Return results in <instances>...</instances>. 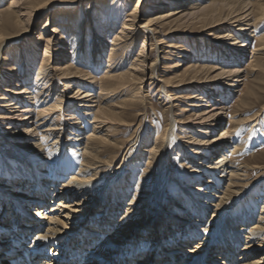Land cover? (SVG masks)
Listing matches in <instances>:
<instances>
[{
	"label": "bare ground",
	"instance_id": "1",
	"mask_svg": "<svg viewBox=\"0 0 264 264\" xmlns=\"http://www.w3.org/2000/svg\"><path fill=\"white\" fill-rule=\"evenodd\" d=\"M85 1L9 0L0 9V65L4 51L14 53V62H5L7 73L0 72V133L10 147L0 150V264H264V199L258 208L262 186L227 212L251 186L250 172L264 176V164L237 166L232 161L242 147L232 134L250 123L264 131V106L244 119L231 112V128L212 138L248 75L264 74V43L253 50L248 66L242 65L251 41L264 39V0H155L149 7L154 14L143 25L138 22L144 17V0H139L113 36L101 81L91 72L104 66L106 38L113 32L104 11L108 0H92L89 9L84 4L76 9L77 2ZM167 8L173 9L163 13ZM58 11L61 22L55 20ZM45 19L40 33L48 34L45 50L39 52L41 36L28 42L35 54L44 56L33 80L24 47L18 45ZM61 28L63 44L56 51L51 46ZM185 31L191 37L201 35L204 43L191 40L184 49ZM138 47L130 69L120 73L114 61L124 49ZM163 54L176 59L175 65H165L175 73L158 79ZM75 63L90 72L73 68ZM97 85L100 91L95 93ZM155 85L161 103L174 116L180 108L185 117L177 121L173 116L167 129H183L189 137V148L175 149L177 161L187 155L191 165L198 163L178 180L182 192L169 195L170 202L159 200L153 207L161 210L156 218H144L152 204L140 196L133 201L131 184L117 210L106 194L98 198L101 178L96 171L104 166L100 156L111 145L112 133L134 125L123 117L135 109V102L144 103L148 87ZM126 86L131 95L116 101ZM167 147L153 150L159 184L171 175ZM139 149L141 155L148 152ZM53 152L55 158L50 157ZM141 155L131 165L137 160L142 166ZM112 194L115 198V189Z\"/></svg>",
	"mask_w": 264,
	"mask_h": 264
},
{
	"label": "rangeland",
	"instance_id": "2",
	"mask_svg": "<svg viewBox=\"0 0 264 264\" xmlns=\"http://www.w3.org/2000/svg\"><path fill=\"white\" fill-rule=\"evenodd\" d=\"M91 1L92 0H86L84 3L83 2H77L76 9H79L81 4H84L85 8L89 9L90 5H91L90 4ZM153 1H155V0H144V9L142 10V12H143L142 14L144 15V17H140V20L138 22L140 25H143L150 18V15L154 14V12L152 10H149V7L151 6V3ZM138 3H139V0H108L107 1L108 5L106 4L107 6L104 8V11L106 13V19L108 20V22L110 24H112L113 32L111 34H109L106 38V42H105V45H106L105 50L106 51H104V63H105L104 66L100 69L99 72H96L95 70L93 72H91L96 77V79H98V81H101L105 76V70H106V65H107L106 62L109 60V53H111L109 50V49H111L110 45L112 42H114L113 36L119 32V30L122 28L124 22L126 21L127 16L133 12V10L138 5ZM8 4H9V0L2 1V4L0 5V9L6 8V6ZM171 9H173V8H167L166 10H164L162 12L165 13L166 11H169ZM162 12H160V13H162ZM56 13H57V14H55L56 22H61L63 20V17H61L62 13L60 11H58ZM91 14H92V12L88 13L89 16ZM79 15H81L79 17H83V11H80ZM46 23H47V19L42 21L40 23L39 28L34 29L35 31H32L30 33V36L28 38L24 39L23 42H21L18 45V46L24 47L23 54H24V58H25V63L28 67H31L33 70V72H32L33 73V80H35L37 78V74L35 72L36 71L38 72V70H39L38 68L41 66L44 56L41 57V54H38V55L35 54L34 50L29 47L28 42H29V39L30 40L33 39V36H37V38H38V36H41V34H42L41 31L44 30ZM190 31H196V30L190 29ZM63 32H64V30L62 28H61V30L59 29V34H58V37L56 38V42L54 41L55 43L53 44V46H51L53 48L56 47L57 48L56 51H58V48L59 49L62 48V44H63L62 38L64 37ZM183 33H187V31H185ZM197 33H199V31ZM187 34L183 35V37H186L185 38L186 43L183 44L184 49H187L189 47L191 40H197L196 43H201V44L204 43V41L202 40L203 37L201 35L191 37V36H189V32ZM261 34L264 35V30L261 32ZM46 36H48V34L44 33V35L41 36V38H40V43H39L40 51L39 52H41V51L43 52L45 50L46 43H45L44 39L46 38ZM258 38L259 37H256L251 41L248 55L246 56V58L244 60H242L243 66H246V67L248 66V64L251 62V58L253 56L251 54L253 52V50L256 49V47L258 45L264 43V39L259 40ZM25 44H27L28 47H26ZM88 44H89V42H88ZM69 46H71V45H69ZM141 46H139V47H141ZM139 47L135 48V49L131 48L128 51L126 49H124L121 52V54L119 55V58L116 60V62L114 61V64L119 66L118 69H119L120 73L125 74L130 69V65H131L132 61L139 54V51H138ZM69 48L70 47H68V49ZM203 48L205 49V47H203ZM4 52H3L4 54L2 53V59L3 60H2V64L0 65L1 74L7 73L6 71H7V69H9L6 67V63H5L6 61H9L11 64L14 62V53H10L9 51L8 52L4 51ZM27 52H28V54H27ZM72 53H74V51H72ZM69 54L71 55V51L69 52ZM153 55H155V52L153 53ZM162 56H163L162 60H160V62L158 64V69H159L158 74H157L158 79H162L166 75L165 73H167L168 71H169V74L175 73V69L165 70V65L168 63H173V65H175L176 59L173 57H170V55H167V54L166 55L163 54ZM56 57H57V54H56ZM127 59H128V61H127ZM121 61H127V62L124 65H119V63ZM190 61L191 60H189V62ZM56 63H59L58 60L55 61V64ZM75 64H74L75 67H73V68H75V69L77 68L80 71H83L86 73L90 72L89 71L90 69L87 66L80 65L79 63H75ZM208 64H210V63H208ZM14 66H15V64H14ZM14 66H12V67H14ZM184 70H185V67L178 69L179 72H183ZM172 71H174V72H172ZM14 77H15V75H14ZM0 80H1V78H0ZM127 86L120 93L118 98L117 99L115 98L116 101H120V102L125 101L126 99H128V96L131 95L132 88L130 86L129 87H127ZM75 89L76 88H72L71 94L73 93V91ZM158 89H159L158 85L157 86L156 85L155 86H149L148 92L146 93L147 98H145L144 103H140L139 101L135 102L134 103L135 109L133 111H129L128 114L123 117L124 123H126V124L132 123L134 125L132 127H121V128H119V130H115L112 133L113 137L111 138V143H110L111 145H109L105 149H103V153L100 156V160L103 162L104 166L102 168H100V170L96 171V173L97 172L100 173V178H101V179H99L101 184L100 185L98 184L99 186L97 185V187H96V190H98V192H96V193H98V198L102 197L106 194L109 198H111L110 200H111V203L113 204L112 207L117 210L118 209L117 207L120 204L119 200H120L123 192H127V191L129 192L126 185L131 184L130 194L134 195L133 199H132L133 201L135 199H137L138 196H140V197H143L144 199L146 198V200H148V202L150 204H152V206H151L152 208L151 207L148 208V210H147L148 212L145 213L146 216L144 218H146V217L156 218L159 215V213L161 212V210H159V209L154 210L153 207H155V205L159 202V200H163V201L166 200V201L170 202L171 198L169 197V195H173V194L175 195V194H178L179 192H182L183 189L179 188L180 184H177V182H179L181 180V177L185 176V173L187 172V170L190 172L192 170H194L195 169L194 167H197V163H198L196 160H194V162H193L194 164L191 165L189 163V160H187V158H189V157L187 155H182V154H181L182 158H179V160L177 161V157L175 155L176 154L175 149L187 147L189 144L188 143L189 137H187L188 136L187 132H185V130H183V129H182V131H181V129L180 130L177 129L171 133L167 132V129L169 128L170 120L173 118L174 115H173L172 111H169L166 108V105H164V103H161L162 100H159L160 95L158 93ZM94 91H96L95 93H98L100 91L99 85L96 86V90H94ZM237 91L238 92L235 93L232 100L229 102L230 111H228V117L226 118V122H224V125L222 126V128L220 130H218L216 132L217 134H214V136L212 138H214L217 135H220V133L224 129H230L231 128V125L228 122L229 114L231 112L239 114V117L241 116V118L244 119V118L253 116V114L258 112V110L262 106H264V74L262 72H257V73H253L251 75H248L245 84L240 89H238ZM71 94H70V96H72ZM240 100H243V101H240ZM253 107H257L255 109V111L252 110ZM174 114H175L174 117L176 118L177 121L184 120V118H185L183 116L180 108H176L174 110ZM241 126H243L244 128H241ZM241 126L238 127L235 130V133L232 135H233V138L236 140V143L239 144V146L241 145V142H242L241 146L244 148L241 147V150L239 149V151H237L236 154H234L232 156V159L235 158L232 161L237 166H239L240 163H242V162H246L247 164H250V165H252L254 163L264 164V142L262 143L261 142L262 140H260L261 138H264V135H263L264 131L263 130L260 131V126L257 128L255 126V123H250L247 126L246 125L245 126L241 125ZM263 128H264V126H263ZM88 132H89V130H86V132L84 133V136L86 138H87L86 135ZM258 136L259 137L261 136V138H258ZM148 139L150 141H148ZM257 139H258V141H256ZM164 145L168 146L166 148V151L168 152V155H169V161L170 162L168 161V163H169V172H171V175L166 178V182H162L159 184V182H158L159 178L156 174L157 164H156L155 160L153 159L154 158L153 157V155H154L153 150L156 146L161 147ZM8 148H10V147L7 144L6 138L4 137L3 134L0 133V150L8 152V150H7ZM139 148H145V150L148 152H145L141 155V154H139V153H141ZM188 148H189V146H188ZM242 149H243V151H242ZM55 154H56L55 152L51 153L50 157L55 158L56 157ZM183 154H185V153H183ZM140 155L142 156L141 157L142 158V160H141L142 166L138 167L139 162H137V160H135L134 164L131 165V163H133L132 160L135 159V157H137V156L140 158ZM0 156H1V153H0ZM1 159L2 158L0 157V167H1ZM80 159L81 158H79V160ZM136 166H137V168H136ZM185 168H186V171H185ZM187 168H189V169H187ZM0 176H3V172H1V171H0ZM249 180H250L249 183L251 186L248 188V190H246V192H244L243 195H241L242 196L241 199H239L237 201L234 200L229 204V206H231V207H227L228 213H229V210H233L232 208L234 206H236L238 203H241L240 200H242L243 198L246 199L249 196L248 194L251 191V189L256 190L262 186L261 190H263V191H262V195L260 197L261 198L260 202L258 203V208L260 209V206L262 205V203H263L262 201L264 199V176L260 177L255 172H250ZM62 181H65V180H60L59 183L61 184ZM183 182H185V181H183ZM138 184H140V185H138ZM186 185H187V187L190 188L189 183H186ZM99 187H100V189H99ZM119 187H121V188H119ZM187 187H186V189H189ZM114 189H115L116 194H117L115 198L112 196L113 195L112 190H114ZM162 190H163V192H162ZM192 194H195V193H192ZM118 195H119V197H118ZM244 199H243V201H244ZM114 204L116 206H114ZM186 205L188 206V203H186ZM98 206H99V203L90 212L91 218H94L93 215L95 214L96 210L100 208V206L99 207ZM187 209H189V207H187ZM175 210H177V208ZM34 212L35 211L31 210L32 215ZM227 212H225V214H227ZM194 217H195V215H194ZM154 218H152V219H154ZM34 219H37V218L34 217ZM38 220H41V218L38 217ZM34 222L37 223L36 220H34ZM184 232L185 231H183V233ZM31 236H33V234H31ZM174 241H175V239H174ZM26 245L28 247V251H30L31 244L28 242V243H26ZM10 250L11 249L6 250V251L3 250V254H5V252H8ZM2 259H6V257H4Z\"/></svg>",
	"mask_w": 264,
	"mask_h": 264
}]
</instances>
